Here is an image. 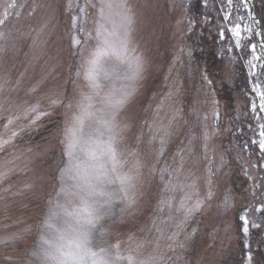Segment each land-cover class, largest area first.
I'll use <instances>...</instances> for the list:
<instances>
[{
    "label": "rangeland",
    "instance_id": "1",
    "mask_svg": "<svg viewBox=\"0 0 264 264\" xmlns=\"http://www.w3.org/2000/svg\"><path fill=\"white\" fill-rule=\"evenodd\" d=\"M0 21V264H264V0H0Z\"/></svg>",
    "mask_w": 264,
    "mask_h": 264
},
{
    "label": "snow or ice",
    "instance_id": "2",
    "mask_svg": "<svg viewBox=\"0 0 264 264\" xmlns=\"http://www.w3.org/2000/svg\"><path fill=\"white\" fill-rule=\"evenodd\" d=\"M229 2H230V0H229ZM109 6H111V3L109 4ZM0 23H3V21H0ZM111 35H116V34L112 33ZM236 35H239V33L237 32ZM76 43H79V41H76ZM105 43H107V41H105ZM141 70H142V64H141L139 58H137L136 64H135V75L138 76ZM205 78H207V77H205ZM126 99H127V97H122L119 100H117L115 103L117 105L123 104L126 102ZM261 107H262V109H264V104H262ZM15 135H16V133H13V136H15ZM261 136H264V132H261ZM73 137H74V134H73ZM259 146L262 150H264V141H261ZM66 147L68 149L69 155H71L72 149L75 147L74 139H70L68 141ZM111 151H112V155H113V159H114L115 158V150L112 149ZM198 208H199V206H197V210H198ZM89 216H92V213H89ZM98 219H99V217L96 216L95 219H88L87 223L89 225L94 226L95 221H97ZM240 219L243 221L242 231L245 233V235H247L248 231H249V221H248L247 217H244V216H241ZM251 226L253 228L259 227V225H256L255 223H253ZM88 235H89L88 232L83 233V239L80 241V243L77 244V248L80 249L81 251H91V249H89L87 247ZM92 255H95V253L92 252ZM251 258H252L251 255H249V257H248L249 261H251ZM116 259L118 260V259H120V257L117 255ZM77 264H80V262L78 261ZM102 264H115V262L112 260H106V261H103ZM129 264H132V260L130 258H129Z\"/></svg>",
    "mask_w": 264,
    "mask_h": 264
},
{
    "label": "trees",
    "instance_id": "3",
    "mask_svg": "<svg viewBox=\"0 0 264 264\" xmlns=\"http://www.w3.org/2000/svg\"><path fill=\"white\" fill-rule=\"evenodd\" d=\"M244 77L247 79V76L246 75H244Z\"/></svg>",
    "mask_w": 264,
    "mask_h": 264
}]
</instances>
